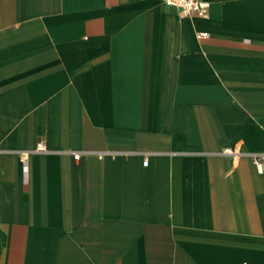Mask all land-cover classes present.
<instances>
[{"label": "crops", "instance_id": "obj_1", "mask_svg": "<svg viewBox=\"0 0 264 264\" xmlns=\"http://www.w3.org/2000/svg\"><path fill=\"white\" fill-rule=\"evenodd\" d=\"M208 1L0 0V264H264V0Z\"/></svg>", "mask_w": 264, "mask_h": 264}, {"label": "built area", "instance_id": "obj_2", "mask_svg": "<svg viewBox=\"0 0 264 264\" xmlns=\"http://www.w3.org/2000/svg\"><path fill=\"white\" fill-rule=\"evenodd\" d=\"M164 2L177 6L180 9L182 15L186 16H200L203 18H208L210 14V2L208 0H163ZM207 31H200L198 32V36H205L207 35ZM38 150H45L43 145H39ZM230 151V150H228ZM28 152H23V160L26 161V156ZM80 153H76L75 157L78 158ZM148 160L145 158L143 164H147ZM255 164L258 170H264V160L261 156L255 157Z\"/></svg>", "mask_w": 264, "mask_h": 264}]
</instances>
